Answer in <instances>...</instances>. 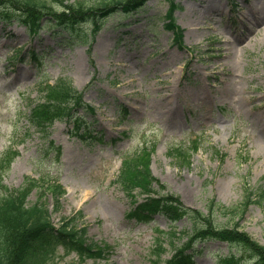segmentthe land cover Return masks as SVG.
<instances>
[{
	"label": "rangeland",
	"instance_id": "1",
	"mask_svg": "<svg viewBox=\"0 0 264 264\" xmlns=\"http://www.w3.org/2000/svg\"><path fill=\"white\" fill-rule=\"evenodd\" d=\"M69 1L100 7L117 0ZM175 4L183 47L166 28ZM253 10L264 18V0H150L135 13L105 20L87 45L57 43V28L34 36L17 22H0V155L6 149L20 153L9 170L0 169V180L9 188H21L27 178L61 183L67 192L60 212L53 211L50 193L42 198L41 188L32 191L29 203L45 201L56 225L81 211L78 226H87L89 240L110 250L107 261H81L59 248L50 264H151L157 230L173 225L161 215L150 223L127 220L130 200L115 183L122 156L145 145L155 147L153 175L188 207L207 211L211 200L239 207L248 190L264 192V25L249 34ZM84 28L92 30L90 24ZM33 50L40 55L46 50L43 69L31 60ZM62 78L95 107L97 122H87L98 140L83 142L70 133L72 124L56 122L50 131L62 148L57 158L43 149L44 137L28 129L26 117L42 100L39 83ZM196 139L200 148L188 162L168 155L173 145ZM221 220L227 227L238 222L264 245L258 205L240 218ZM174 227L181 232L191 225L184 219ZM169 244L168 259L175 249ZM200 248L195 264H220L222 256L239 255L215 240ZM240 256L251 264L245 252Z\"/></svg>",
	"mask_w": 264,
	"mask_h": 264
},
{
	"label": "trees",
	"instance_id": "2",
	"mask_svg": "<svg viewBox=\"0 0 264 264\" xmlns=\"http://www.w3.org/2000/svg\"><path fill=\"white\" fill-rule=\"evenodd\" d=\"M145 1L117 0L111 4L104 3L97 8L69 0H0V20L6 23L17 20L28 26L33 33H37L41 28L42 19L48 18L57 23L67 35L71 36V39L87 38L85 34L81 35L78 31L82 24L90 20L97 23L95 18L108 15L119 6H123L126 11L139 8ZM169 26L176 30V41L181 44V30L172 23ZM45 93V102L40 103L31 116L33 124L42 131L51 126L55 119L65 116L75 117V112L83 106L76 91L66 82L60 83L54 89L53 87L47 88ZM75 121L74 133L84 136L79 133L80 118H76ZM180 151L176 153L180 160L190 157V149ZM149 157L150 152L144 150L136 158L126 160L118 178V182L133 197L132 202L136 205L129 214L131 218L144 222L151 221L156 214H162L172 222L186 218L191 222V230H185L180 234L172 232L175 237L177 235L188 238V244L199 237H212L230 242L241 251L245 249L250 254L253 264H264V246L254 241L247 233L239 231L237 227H220L217 212L220 210L224 211V215L240 216L252 203H257L264 209V192L259 193L257 200H253L252 193H248L241 206L231 209L214 204L212 200L208 206V214H205L201 210L187 207L180 197L169 193L165 186L161 185L149 170ZM12 161L10 159L8 167ZM27 182L29 185L21 190L6 187L0 197V264H49L58 246L74 250L84 259L95 256L101 258V249L94 250L92 244L87 243L86 229H76L73 221L65 222L57 228L51 222L44 205L39 203L29 205L27 199L30 189L36 187L38 183L29 180ZM156 185L159 190L156 189ZM138 189L146 197L143 203L137 205L138 202L134 199L133 193ZM51 190L58 203L63 195L61 186L54 185ZM163 234L164 232H161V235ZM157 244V249L154 251L156 259L152 261L153 264H193L191 257L186 255L184 250H180L171 260H164L162 254L165 247L160 238L157 239ZM223 262V264H242L241 258L234 255L226 257Z\"/></svg>",
	"mask_w": 264,
	"mask_h": 264
},
{
	"label": "bare ground",
	"instance_id": "3",
	"mask_svg": "<svg viewBox=\"0 0 264 264\" xmlns=\"http://www.w3.org/2000/svg\"><path fill=\"white\" fill-rule=\"evenodd\" d=\"M251 12H252V5ZM253 21V22H252ZM252 28L249 31V34L256 35L262 29V25H264V18L260 16V14L255 10H253V17H252Z\"/></svg>",
	"mask_w": 264,
	"mask_h": 264
}]
</instances>
